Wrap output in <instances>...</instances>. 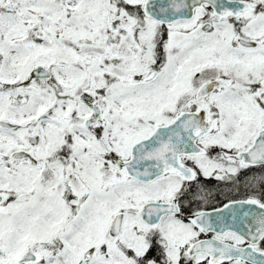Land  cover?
Returning a JSON list of instances; mask_svg holds the SVG:
<instances>
[{"label": "snow or ice", "instance_id": "1", "mask_svg": "<svg viewBox=\"0 0 264 264\" xmlns=\"http://www.w3.org/2000/svg\"><path fill=\"white\" fill-rule=\"evenodd\" d=\"M0 264H264V0H0Z\"/></svg>", "mask_w": 264, "mask_h": 264}]
</instances>
